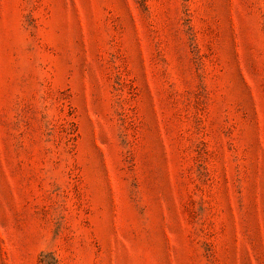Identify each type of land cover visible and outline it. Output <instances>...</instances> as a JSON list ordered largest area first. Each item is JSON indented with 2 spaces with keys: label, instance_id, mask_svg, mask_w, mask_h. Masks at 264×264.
Here are the masks:
<instances>
[{
  "label": "rangeland",
  "instance_id": "obj_1",
  "mask_svg": "<svg viewBox=\"0 0 264 264\" xmlns=\"http://www.w3.org/2000/svg\"><path fill=\"white\" fill-rule=\"evenodd\" d=\"M0 264H264V0H0Z\"/></svg>",
  "mask_w": 264,
  "mask_h": 264
}]
</instances>
